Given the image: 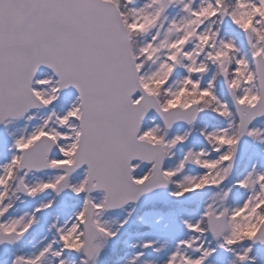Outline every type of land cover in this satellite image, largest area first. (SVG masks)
I'll return each instance as SVG.
<instances>
[{
	"label": "snow or ice",
	"instance_id": "obj_1",
	"mask_svg": "<svg viewBox=\"0 0 264 264\" xmlns=\"http://www.w3.org/2000/svg\"><path fill=\"white\" fill-rule=\"evenodd\" d=\"M0 264H264V0H0Z\"/></svg>",
	"mask_w": 264,
	"mask_h": 264
}]
</instances>
